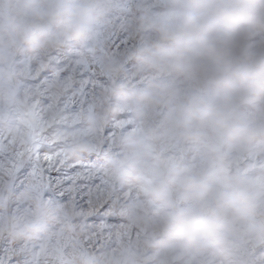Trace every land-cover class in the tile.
I'll list each match as a JSON object with an SVG mask.
<instances>
[{"label": "clouds", "instance_id": "9594fccd", "mask_svg": "<svg viewBox=\"0 0 264 264\" xmlns=\"http://www.w3.org/2000/svg\"><path fill=\"white\" fill-rule=\"evenodd\" d=\"M37 141L65 170L88 161L84 195L116 222L5 183L0 244L43 242L52 264H264V0H0V154Z\"/></svg>", "mask_w": 264, "mask_h": 264}, {"label": "rangeland", "instance_id": "374dc122", "mask_svg": "<svg viewBox=\"0 0 264 264\" xmlns=\"http://www.w3.org/2000/svg\"><path fill=\"white\" fill-rule=\"evenodd\" d=\"M130 2H134V0H130ZM117 44H119V41H117ZM92 87H94V82L90 81L86 86V90H91ZM40 146V142L37 141V151L30 156L22 152L11 155L0 154V185L8 183L15 186H22L31 181L39 186L43 183L47 187L55 189V196L58 199L70 201L73 209L77 212L81 214L88 212L91 220L94 222L92 215L95 208L86 202H82L80 199V195H83L89 201L88 197L84 195L88 191L85 178L88 177L91 171L88 161L86 160L71 169L65 170L62 166L45 162L43 156H51V154L40 152ZM55 173L72 175L76 179L70 184L62 185L50 179ZM81 188L85 189V191L82 194H78ZM111 217L109 218V223H112ZM94 223L97 224L96 222ZM105 239H109L107 232L103 233L102 236L94 238L89 246H99L102 240ZM29 247L32 248V251L26 253L21 249L13 250L6 245L0 244V264H52L50 258L41 255L43 242Z\"/></svg>", "mask_w": 264, "mask_h": 264}, {"label": "snow or ice", "instance_id": "6c2138e0", "mask_svg": "<svg viewBox=\"0 0 264 264\" xmlns=\"http://www.w3.org/2000/svg\"><path fill=\"white\" fill-rule=\"evenodd\" d=\"M43 160L45 162H51L52 157L50 155H44ZM50 179L55 180L57 183L60 184H70L73 180L76 179L75 176L72 175H67V174H60V173H55V175H52ZM85 191V189L81 188L79 189L78 194H82ZM80 199L82 202H86L90 204V201H87V198L83 195H80ZM111 217L110 213L106 209H94L93 210V215L92 219L94 222L97 224L101 225V227H104L107 223H109V218ZM112 223H115V218L111 217Z\"/></svg>", "mask_w": 264, "mask_h": 264}]
</instances>
